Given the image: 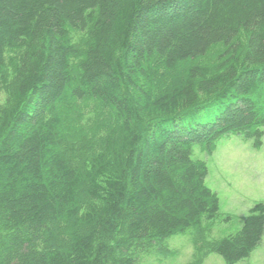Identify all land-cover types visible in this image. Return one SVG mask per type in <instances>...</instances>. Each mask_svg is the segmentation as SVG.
Segmentation results:
<instances>
[{
	"label": "trees",
	"instance_id": "trees-1",
	"mask_svg": "<svg viewBox=\"0 0 264 264\" xmlns=\"http://www.w3.org/2000/svg\"><path fill=\"white\" fill-rule=\"evenodd\" d=\"M0 91V264L161 262L190 228L200 251L220 199L194 147L262 145L264 0H0ZM263 237L257 202L205 249Z\"/></svg>",
	"mask_w": 264,
	"mask_h": 264
},
{
	"label": "rangeland",
	"instance_id": "rangeland-1",
	"mask_svg": "<svg viewBox=\"0 0 264 264\" xmlns=\"http://www.w3.org/2000/svg\"><path fill=\"white\" fill-rule=\"evenodd\" d=\"M78 39L79 35H74L73 40ZM181 68L177 71H182ZM4 97L0 91V99ZM81 111L82 114L85 113V109ZM87 116L88 113L81 121H85ZM80 124L82 123H78L77 126ZM87 126L85 125V128ZM262 129L264 132V127ZM193 154L194 158L206 162L208 166L206 184L220 199L217 218L213 222L204 223L206 234L200 239L202 243L199 246L202 244L205 246L200 251L197 249L195 245L198 241L197 232L190 228L170 238L172 253L169 258L154 262V256H147L143 264H198L204 253L206 257L203 264H226L217 253L207 252L206 242L221 239L239 230L250 208L257 202H264V135L260 147H255L254 140L246 139L244 134H230L216 142L211 154H207L200 146L194 147ZM237 264H264V237L250 257Z\"/></svg>",
	"mask_w": 264,
	"mask_h": 264
}]
</instances>
